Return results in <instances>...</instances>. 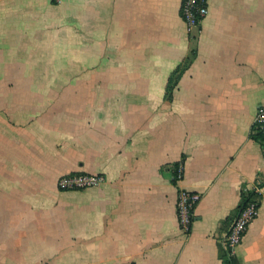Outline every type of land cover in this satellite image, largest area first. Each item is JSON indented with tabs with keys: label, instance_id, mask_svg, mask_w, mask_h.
<instances>
[{
	"label": "crops",
	"instance_id": "obj_1",
	"mask_svg": "<svg viewBox=\"0 0 264 264\" xmlns=\"http://www.w3.org/2000/svg\"><path fill=\"white\" fill-rule=\"evenodd\" d=\"M181 5L0 0V264H223L264 174V0H209L192 32ZM71 173L105 182L60 190ZM179 189L200 195L187 233ZM262 193L239 264H264Z\"/></svg>",
	"mask_w": 264,
	"mask_h": 264
},
{
	"label": "built area",
	"instance_id": "obj_2",
	"mask_svg": "<svg viewBox=\"0 0 264 264\" xmlns=\"http://www.w3.org/2000/svg\"><path fill=\"white\" fill-rule=\"evenodd\" d=\"M61 3L63 0H55ZM209 14V0H182L181 16L189 32L199 28L203 20ZM253 132L264 134V105L259 108L255 120ZM183 165H180L174 176L178 183L183 179ZM105 182L103 174L71 173L62 175L58 182V188L62 191H78L97 187ZM263 192V189H261ZM200 201V195L196 192L179 189L177 195V220L183 232L191 230L195 211ZM260 205L251 203L243 210L237 212L231 222L229 231L224 237L223 245L228 254L233 255L241 244L245 234L259 214Z\"/></svg>",
	"mask_w": 264,
	"mask_h": 264
},
{
	"label": "trees",
	"instance_id": "obj_3",
	"mask_svg": "<svg viewBox=\"0 0 264 264\" xmlns=\"http://www.w3.org/2000/svg\"><path fill=\"white\" fill-rule=\"evenodd\" d=\"M189 64V61L186 62L172 74L169 79V86L167 89L169 94L172 93L174 87L178 84L181 76L183 75L185 69ZM253 138L264 146V134L254 133ZM261 189H264V174H259L253 185L244 186L241 194V201L238 207V212L249 206L251 203H258L259 205H261V201L263 199V193L261 192ZM222 260L223 264H239L236 258L233 255L228 254L227 251L222 254Z\"/></svg>",
	"mask_w": 264,
	"mask_h": 264
}]
</instances>
